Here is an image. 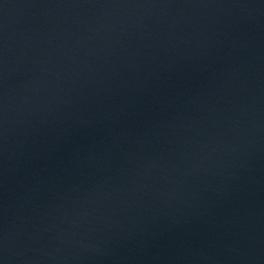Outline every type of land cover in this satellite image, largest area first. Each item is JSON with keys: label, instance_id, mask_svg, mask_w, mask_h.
Returning a JSON list of instances; mask_svg holds the SVG:
<instances>
[{"label": "water", "instance_id": "obj_1", "mask_svg": "<svg viewBox=\"0 0 264 264\" xmlns=\"http://www.w3.org/2000/svg\"><path fill=\"white\" fill-rule=\"evenodd\" d=\"M0 264H264V0H0Z\"/></svg>", "mask_w": 264, "mask_h": 264}]
</instances>
